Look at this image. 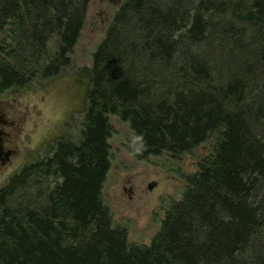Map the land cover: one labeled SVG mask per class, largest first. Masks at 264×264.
<instances>
[{"label": "trees", "instance_id": "16d2710c", "mask_svg": "<svg viewBox=\"0 0 264 264\" xmlns=\"http://www.w3.org/2000/svg\"><path fill=\"white\" fill-rule=\"evenodd\" d=\"M90 1L0 0V95L69 65ZM109 116L143 136L140 162L210 143L148 246L101 203ZM0 264H264V0H122L91 56L78 142L0 187Z\"/></svg>", "mask_w": 264, "mask_h": 264}, {"label": "rangeland", "instance_id": "374dc122", "mask_svg": "<svg viewBox=\"0 0 264 264\" xmlns=\"http://www.w3.org/2000/svg\"><path fill=\"white\" fill-rule=\"evenodd\" d=\"M119 5L91 0L69 65L55 77L35 78L24 88L0 95V116L8 124L2 145L14 153L10 166L0 173V187L24 165L48 155L58 140L78 142L91 56ZM227 72L233 74L234 68ZM109 122V168L101 203L111 227L125 230L128 245L148 246L159 232L165 212L180 200L185 177L194 174L199 161L209 154L210 143L198 146L192 154L176 158L162 154L140 162L134 156L128 124L115 116H109ZM149 184H153L150 190Z\"/></svg>", "mask_w": 264, "mask_h": 264}, {"label": "flooded vegetation", "instance_id": "af4514ba", "mask_svg": "<svg viewBox=\"0 0 264 264\" xmlns=\"http://www.w3.org/2000/svg\"><path fill=\"white\" fill-rule=\"evenodd\" d=\"M107 2L109 3H114V4H118V3H121L122 0H106ZM3 120V123L4 124H0V132H1V135H0V148H1V154L2 153H8L9 156L7 158H5L6 162H5V165L0 167V173H2L6 168H8L11 164V159L13 157V152L12 151H9V150H6L4 147H3V141H4V138L6 137V135L4 134V127L8 126V124ZM2 158L3 157V154L1 155Z\"/></svg>", "mask_w": 264, "mask_h": 264}, {"label": "clouds", "instance_id": "9594fccd", "mask_svg": "<svg viewBox=\"0 0 264 264\" xmlns=\"http://www.w3.org/2000/svg\"><path fill=\"white\" fill-rule=\"evenodd\" d=\"M132 143L133 145H135L134 150L136 154H141L147 148L146 142L144 141V138L142 135L135 136Z\"/></svg>", "mask_w": 264, "mask_h": 264}, {"label": "water", "instance_id": "95a60500", "mask_svg": "<svg viewBox=\"0 0 264 264\" xmlns=\"http://www.w3.org/2000/svg\"><path fill=\"white\" fill-rule=\"evenodd\" d=\"M2 117H3V116H0V124H4V123H3V120H2V119H3ZM0 135H1V132H0ZM2 154H3V157H4V158L1 157ZM2 154H1V148H0V167H2V166L5 165V162H6L5 158H7V157L9 156L8 153H2ZM152 186H153V184H149V185L147 186L148 190H150V189L152 188Z\"/></svg>", "mask_w": 264, "mask_h": 264}]
</instances>
